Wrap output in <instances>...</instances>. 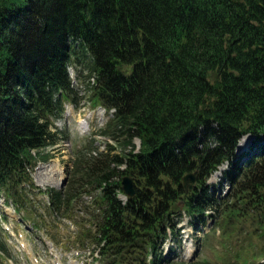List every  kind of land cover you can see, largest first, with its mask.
I'll return each mask as SVG.
<instances>
[{
    "label": "trees",
    "instance_id": "16d2710c",
    "mask_svg": "<svg viewBox=\"0 0 264 264\" xmlns=\"http://www.w3.org/2000/svg\"><path fill=\"white\" fill-rule=\"evenodd\" d=\"M72 65L86 69L93 102L115 110L103 134L124 149L78 158L69 186L48 193L50 215L69 216L99 190L100 219L89 210L81 234L103 264H175L164 244L180 247L183 215L199 232L209 211L223 225L251 216L264 252V0H0V197L37 218L35 229L47 219L31 172L77 104ZM245 136L254 140L238 155ZM225 164L230 190L219 198L208 181ZM125 176L136 195L123 204Z\"/></svg>",
    "mask_w": 264,
    "mask_h": 264
},
{
    "label": "rangeland",
    "instance_id": "374dc122",
    "mask_svg": "<svg viewBox=\"0 0 264 264\" xmlns=\"http://www.w3.org/2000/svg\"><path fill=\"white\" fill-rule=\"evenodd\" d=\"M69 73L73 87L78 93L77 104L70 103L66 106L62 120L58 121L55 127L60 132L58 144L43 151L48 157L47 160L38 159L37 161H40L37 165L38 171L34 169L31 172L32 184L38 186L43 192L68 187L74 176L75 162L78 158L82 157V160L104 158L108 154L114 156L122 153L124 149L123 138L118 143L111 137L103 135L114 115L113 112L107 113L93 102L86 69L72 65L69 67ZM100 110L105 112L102 120L100 116L98 117ZM83 118L87 119L88 124L82 128L77 121ZM253 140V136L243 137L239 142L238 155L247 151ZM133 143L138 152L140 141L135 139ZM110 146L115 150L110 151ZM123 169L125 167H121V170ZM227 169L226 164L220 167L208 181L210 186H214L219 198L230 190L229 184L222 180L223 173ZM66 178L68 180L64 183ZM118 179L117 177L114 180L118 181ZM38 196L35 198V206L40 209L39 215L48 218H46L47 223H39L42 228L37 231L29 229L30 223L23 224L15 208L0 197V217L2 213L7 216V220L0 221V224L10 253L9 258L0 256V264H103L101 255L98 251H94L93 246L86 245L87 241H84V235L81 234L85 230L84 227H89L85 222L87 218L77 221V224L73 222L74 230H72L71 226L65 224L70 221L61 219L65 215H50L46 208L47 203L39 202L41 199ZM92 196L96 197L97 193L92 191ZM120 199L125 202L127 198L122 195ZM80 202L88 201L81 196ZM91 202L93 203V200ZM97 207L96 205L95 208ZM80 208L83 207L80 205ZM98 215V211L95 210V218L100 219ZM207 215H209L207 218L209 224L199 232L192 226L190 217L183 215L177 228L181 229L184 241L178 247L172 242V238H168L163 246V255L168 257L170 262L175 264H264L263 244L256 235L258 230L254 227L251 216L246 214V216L232 217L223 225L222 211L221 214L209 211ZM30 218L33 223L37 220L33 216Z\"/></svg>",
    "mask_w": 264,
    "mask_h": 264
},
{
    "label": "water",
    "instance_id": "95a60500",
    "mask_svg": "<svg viewBox=\"0 0 264 264\" xmlns=\"http://www.w3.org/2000/svg\"><path fill=\"white\" fill-rule=\"evenodd\" d=\"M197 172L188 174L183 178V188L186 193H190L194 190L197 180ZM67 182V179L64 180V183ZM122 190L128 198H133L136 195L135 182L134 180L126 176L122 180Z\"/></svg>",
    "mask_w": 264,
    "mask_h": 264
},
{
    "label": "bare ground",
    "instance_id": "6f19581e",
    "mask_svg": "<svg viewBox=\"0 0 264 264\" xmlns=\"http://www.w3.org/2000/svg\"><path fill=\"white\" fill-rule=\"evenodd\" d=\"M99 113H98V117L100 116V118H101V120L103 119V117H104V114H105V112L104 111H102V110H100V111H98ZM103 114H101V113ZM84 123V121H82V124Z\"/></svg>",
    "mask_w": 264,
    "mask_h": 264
}]
</instances>
